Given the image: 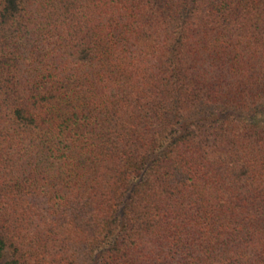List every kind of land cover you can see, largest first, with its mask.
Masks as SVG:
<instances>
[{"label": "trees", "instance_id": "obj_1", "mask_svg": "<svg viewBox=\"0 0 264 264\" xmlns=\"http://www.w3.org/2000/svg\"><path fill=\"white\" fill-rule=\"evenodd\" d=\"M0 264H264V0H0Z\"/></svg>", "mask_w": 264, "mask_h": 264}]
</instances>
